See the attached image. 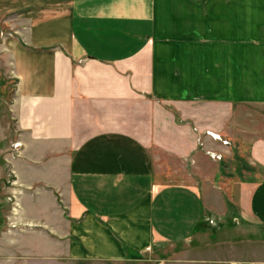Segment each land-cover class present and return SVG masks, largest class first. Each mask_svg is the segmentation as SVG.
Returning a JSON list of instances; mask_svg holds the SVG:
<instances>
[{
    "label": "crops",
    "instance_id": "obj_1",
    "mask_svg": "<svg viewBox=\"0 0 264 264\" xmlns=\"http://www.w3.org/2000/svg\"><path fill=\"white\" fill-rule=\"evenodd\" d=\"M0 51L11 260L172 264L159 248L191 246L212 201L161 184L155 160H246L211 187L264 227V136H232L241 106L264 105V0H0ZM198 247L200 264H264V237Z\"/></svg>",
    "mask_w": 264,
    "mask_h": 264
},
{
    "label": "rangeland",
    "instance_id": "obj_2",
    "mask_svg": "<svg viewBox=\"0 0 264 264\" xmlns=\"http://www.w3.org/2000/svg\"><path fill=\"white\" fill-rule=\"evenodd\" d=\"M0 54H2L1 51ZM3 59L4 58L0 56V65L3 64ZM11 90V85L9 87H0V264H103L88 261L74 263L56 262L53 260L40 261L35 258L33 260H28L26 263L11 260V247H9L11 245H9L8 240H11V237L16 240H24L23 236H18V234L14 232L11 225V210H14L13 207L15 206L16 208L18 203H15V200H11V196H13L11 189L17 184L12 178L11 160H7L9 139H11V157L16 153L15 151H17L20 146V144L15 141L16 135L14 132V121L12 117L10 118V112L8 111L9 102L11 101ZM240 112V132H234L232 136H237L236 140H244L246 143H248L247 141L252 136H264V105H243L241 106ZM208 135L212 139L218 141L226 149L227 153L225 155H230V143L232 142L229 140L228 136L222 134L220 138V134ZM243 154L245 155V152H241L240 156H243ZM219 161L220 160H155V162H157V173L159 174V182L161 184L167 185L168 183H175L177 186H203V188H207L212 201L210 204L211 206L209 207V213L205 214L206 218L198 220L197 228L193 230V243L191 246L190 242H186L184 246L182 244L172 243L170 246H162V248H159V253H161V255L164 254L175 257L176 261H172V264H200L198 243L207 238L264 237V227L258 223L256 225L248 223L243 217L238 216L236 210L230 205V203L226 202V196L222 202L219 195L213 187H211L217 183L221 185V188L223 189L222 193H227L226 185L229 179H223L224 181L217 182L212 180L213 175L215 172L223 173L226 177L233 176V174L238 172L243 174L246 172V160H221L222 163H219ZM216 195L219 198H217ZM16 230L17 229H15V231ZM32 231L37 233L43 232L39 227L33 228ZM28 236L29 237L26 238V241L30 240V238L37 241L35 238L30 237L31 235ZM189 247L192 249L189 250ZM181 248L184 249L181 250ZM113 264L141 263L114 262ZM144 264L160 263L145 262Z\"/></svg>",
    "mask_w": 264,
    "mask_h": 264
}]
</instances>
